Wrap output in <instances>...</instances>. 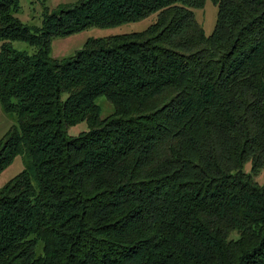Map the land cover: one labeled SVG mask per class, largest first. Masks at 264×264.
Segmentation results:
<instances>
[{
  "label": "trees",
  "instance_id": "trees-1",
  "mask_svg": "<svg viewBox=\"0 0 264 264\" xmlns=\"http://www.w3.org/2000/svg\"><path fill=\"white\" fill-rule=\"evenodd\" d=\"M206 1L82 0L33 30L0 0V103L16 118L0 174L26 161L0 190V264H264V0H212L210 35ZM153 14L50 55L53 38Z\"/></svg>",
  "mask_w": 264,
  "mask_h": 264
},
{
  "label": "rangeland",
  "instance_id": "rangeland-1",
  "mask_svg": "<svg viewBox=\"0 0 264 264\" xmlns=\"http://www.w3.org/2000/svg\"><path fill=\"white\" fill-rule=\"evenodd\" d=\"M82 0H19L20 12L17 17L24 23L35 29L42 27L45 15L53 13L60 8L70 6ZM195 17L200 26L205 30L207 35H210L215 27L217 19V7L213 4L212 0H207L204 7L195 10ZM157 20V14H153L146 19L123 23L118 26L99 28L90 27L79 33L68 35L65 37L53 38L51 42L50 55L57 60L68 59L74 56L78 51L85 47V44L90 39L105 38L118 34H129L134 32H142L147 29L151 24ZM13 47L17 51H24L30 54L34 53V48L25 42H13ZM1 46V42H0ZM97 104L101 107V116L106 118L113 114V105L105 98L99 97ZM16 125V118L8 114L3 109L0 103V143L8 131ZM88 126L86 123H80L71 127L68 130V135L76 137L82 132H86ZM26 166L25 158L19 156L15 161L7 167L0 174V190L8 184L14 177L20 174ZM245 170L247 173L251 172V164L247 163ZM254 180L264 185V169L258 171L254 175ZM41 248V246H40Z\"/></svg>",
  "mask_w": 264,
  "mask_h": 264
},
{
  "label": "crops",
  "instance_id": "crops-1",
  "mask_svg": "<svg viewBox=\"0 0 264 264\" xmlns=\"http://www.w3.org/2000/svg\"><path fill=\"white\" fill-rule=\"evenodd\" d=\"M20 12V11H19Z\"/></svg>",
  "mask_w": 264,
  "mask_h": 264
}]
</instances>
